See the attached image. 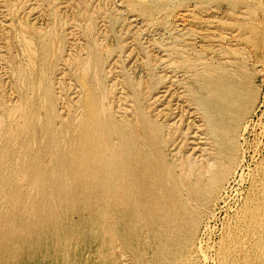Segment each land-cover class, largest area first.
I'll list each match as a JSON object with an SVG mask.
<instances>
[{
  "label": "rangeland",
  "instance_id": "rangeland-1",
  "mask_svg": "<svg viewBox=\"0 0 264 264\" xmlns=\"http://www.w3.org/2000/svg\"><path fill=\"white\" fill-rule=\"evenodd\" d=\"M230 1L0 0V176L6 174L10 156L24 159L27 126L9 148L7 137L23 122L25 103L41 101L47 88L53 102L50 126L64 129L61 140H69L83 113L86 69L98 88L102 113L135 122L141 109L160 127L162 149L178 165L177 173L183 176L186 161L185 173L190 167L200 172L216 162L218 150L194 96V83L210 63L232 69L246 62L256 94L237 129L235 164L207 202L185 196L196 221L194 234L177 246L182 251L172 264H253L262 228L257 226L256 233L242 220L264 177V0H236L235 6ZM45 112L37 114V128ZM44 143L43 138L32 141L26 153L35 155ZM19 187L24 197L31 190L26 183ZM12 208L0 198V215L7 218ZM150 243L139 239L137 245L151 248L141 258L129 252L94 258L87 250L78 259L80 264L93 259L159 264L156 245ZM30 260L18 264L40 261Z\"/></svg>",
  "mask_w": 264,
  "mask_h": 264
},
{
  "label": "bare ground",
  "instance_id": "bare-ground-1",
  "mask_svg": "<svg viewBox=\"0 0 264 264\" xmlns=\"http://www.w3.org/2000/svg\"><path fill=\"white\" fill-rule=\"evenodd\" d=\"M230 4L235 6L236 0ZM241 66L230 69L210 63L196 79L193 93L215 140L218 159L200 172L190 167L186 173L183 160V176L162 149L160 127L141 109L135 122L102 113L98 88L90 82L88 69L81 78L87 92L83 113L73 123L69 140H61L64 129L50 126L53 102L48 88L41 101L28 100L23 122L11 128L5 144L9 148L27 126L21 144L24 159L10 156L9 168L0 176V198L13 207L7 218L0 215V264L37 257L40 264H80L78 258L87 250L94 258H112L121 252L141 258L151 248L137 245L139 239L156 245L159 264L175 263V255L182 251L177 246L194 234L196 222L190 218L185 196L207 202L211 190L235 164L237 129L256 94L248 63ZM42 110L46 115L37 128L34 122ZM40 138L45 143L36 154L26 153L30 143ZM22 183L31 189L25 197L19 193ZM260 186V191L252 192L242 220L256 233L257 226L262 228L256 245L259 254L248 259L253 264H264V177ZM74 214L80 216L78 221ZM96 260L90 264H101ZM105 264L117 262L111 259Z\"/></svg>",
  "mask_w": 264,
  "mask_h": 264
}]
</instances>
